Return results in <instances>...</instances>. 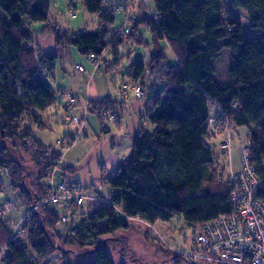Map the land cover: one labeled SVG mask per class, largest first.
Returning a JSON list of instances; mask_svg holds the SVG:
<instances>
[{"label":"trees","instance_id":"1","mask_svg":"<svg viewBox=\"0 0 264 264\" xmlns=\"http://www.w3.org/2000/svg\"><path fill=\"white\" fill-rule=\"evenodd\" d=\"M81 1L88 13L98 15L97 26L89 31L58 27L49 0H0V139L19 148L36 169L25 187L23 165L0 146V170H7L13 188L28 206L12 231L4 219L8 210L2 212L4 205L0 207V264H48L54 253L61 255L63 264H116L106 241L130 229L131 219L153 224L180 216L195 229L234 213L229 176H225L224 165L214 167L226 155L219 149V140L218 152L209 143L217 136L211 117L223 129L247 127L253 161H264V0H231L233 7L246 11L248 24L227 15L223 0H154V15L150 10L151 14L134 20L132 28L123 26L110 39L109 28L115 20L107 6L110 0ZM143 1L123 0L124 19L130 23L129 7L134 2L141 6ZM32 22L45 23L40 34L53 36V51L38 48L37 55L33 46L27 47ZM140 22L153 34L154 48L148 61L138 60L132 66V82L140 81L144 89V79L166 60L159 40L166 41L177 60L174 67L162 70L158 90L148 97L145 121L152 128L139 127L130 155L106 180L111 190L108 202L91 210L84 222L67 233L58 234L63 210L44 201L51 194L49 180L60 167L62 153L33 134L36 127L44 128L43 116L56 104L47 76L69 46L94 59L109 49L113 60L104 64L116 65L125 36L142 44ZM248 26L259 32L249 35ZM225 48L230 51V78L222 81L216 76V62ZM112 105L107 99L89 102L90 111L100 117ZM71 186L81 191L76 183ZM256 193L264 198V179ZM116 210L123 218H116Z\"/></svg>","mask_w":264,"mask_h":264},{"label":"rangeland","instance_id":"2","mask_svg":"<svg viewBox=\"0 0 264 264\" xmlns=\"http://www.w3.org/2000/svg\"><path fill=\"white\" fill-rule=\"evenodd\" d=\"M49 2L53 21L63 30L89 31L94 29L98 24V15L88 13L81 0H49ZM121 2L122 0H110L107 4L115 15L114 23L109 28L108 39L123 26L132 28L134 20H140L143 15L151 14L149 12L150 10L153 15L155 14L154 0H145L141 6L134 2L128 11V16L131 20L129 23L127 18L124 19L126 10H124ZM119 5H121L120 11H116L115 8ZM222 5L227 15L236 16L241 22L248 24L247 13L244 9L233 7L231 0H223ZM44 25V22H32L29 24L32 38L27 41V47L33 46L35 49H38L40 48L39 46H43L46 51H51V48L53 49L51 35L40 34ZM247 28L249 35L259 32V30L252 29L249 26ZM138 34L141 36L142 44H138L125 36L123 43L118 48V57L115 66L117 68V74L124 76V78L128 74H133L134 70L132 66L138 60L143 62L148 61L150 53L154 48L153 34L143 22H140L138 26ZM158 44L159 48L164 52L166 60L158 68L154 69L152 72L153 75L148 78L146 85L150 88L154 84L157 87L160 86L159 82L163 77L162 70L164 68L175 66V58L166 41L159 40ZM105 56L110 61L113 60V56L108 49L101 57L94 59V62L104 64V61H109L103 59ZM89 60L86 55L81 54L74 46H69L56 59L53 77L49 79L51 86L55 90L56 104L51 107L52 111L48 110L49 112L47 111L44 114V128L36 127L33 131L34 137L37 140L45 145H55L62 153L60 167L54 171L52 178L49 180L51 184L57 185L60 182L67 184L76 183L81 188L82 194L99 195L101 197L99 201L86 199L78 207L77 213L75 214L71 211H66L68 219L65 222H59L57 226L58 231H66L65 228L69 229L73 225L81 223L87 218L91 210H95L97 207L108 202L111 190L106 180L111 177V171L106 170L104 166L107 163L109 154L112 153V145L120 143L121 146H125L128 142L130 144L132 143L133 131H136L137 127L134 130L135 128L131 123L135 120L138 125L140 118L138 114L137 118L130 119V122L128 121L129 117H127V122L125 120L124 127L122 128L123 132H117V126L110 117L109 120L102 119L101 117L98 118L95 113L90 111V107L87 106L84 109V106L76 104L77 101L73 95L77 99H80L82 89L81 86H78V83L83 79V76L86 78L88 76L75 69V65L82 66L86 71H89L87 70L91 61ZM230 62V51L228 48H225L222 50L221 56L216 62V76L219 79L221 78L222 81L230 78L227 68ZM98 72L99 70L96 76L99 74ZM50 75L48 74L47 77L50 78ZM152 78L154 79L152 80ZM96 79L97 84L101 86L100 82L102 79L99 76L95 77ZM122 84L125 83H119L118 87L120 88ZM58 87L65 89L66 93L58 90ZM76 89H79V94L76 93ZM73 91L74 93L70 94ZM144 91L145 94L143 96L146 95L145 88ZM71 96L75 98V103L74 106L67 110L64 107L65 100L67 101L68 97ZM133 97L136 103L143 100L141 97L135 98L134 94ZM127 107L131 109L133 106L128 102ZM210 109L211 113H213L212 104L210 105ZM134 111L135 109H131L129 114H132ZM73 116L78 118L77 123L73 122ZM121 121L123 122L122 119ZM143 124L148 129L152 128V125L148 122H143ZM222 126L215 123L213 129L219 141H223L228 137V133L230 134L229 138L232 143L231 155L229 157L221 156L220 160L215 162L214 167L218 168L224 165L225 176L227 177L229 175V164L235 169L240 168V148L243 145H248V130L245 126L234 129L229 125L226 129H223ZM70 140L71 143H69ZM209 143L211 145L214 144L213 142ZM0 146H5L9 150L10 158L14 161H19L23 165V169L27 172V177L23 181V185L28 187L36 172L34 164L27 155L19 148H16L10 141L0 139ZM215 151L218 152L217 146L215 147ZM214 175L216 176L215 172ZM0 177V207L7 202L12 203L4 215V219L9 220L8 229L12 231L27 213L28 206L21 201L19 190L13 188L7 170H0ZM90 205L91 207H89ZM52 207L61 210L58 208V205L53 204ZM81 212H84V214L80 215ZM115 216L118 219L123 218L118 210H116ZM130 222L132 224L130 229L113 234L106 241L108 243V251L114 257L116 264L129 261L128 264H180V260L175 256V250H182L183 252L190 250L195 229L180 216H174L168 221L157 220L153 224L135 219H131ZM120 251L122 252L121 255L119 254ZM57 255L61 256L58 253H54L50 257V260L52 258L54 259ZM61 259L63 262L62 257Z\"/></svg>","mask_w":264,"mask_h":264},{"label":"built area","instance_id":"3","mask_svg":"<svg viewBox=\"0 0 264 264\" xmlns=\"http://www.w3.org/2000/svg\"><path fill=\"white\" fill-rule=\"evenodd\" d=\"M120 8L117 7L116 10ZM128 32V27L125 28ZM94 60L93 57H90ZM75 68L83 70L82 66ZM122 90L131 89L135 97L140 98L145 94L140 81L125 83ZM75 98L68 97L66 109L74 106ZM114 120L115 115L111 114ZM73 122L78 118L73 116ZM212 127L215 119L209 118ZM214 130V129H213ZM215 132V131H214ZM228 137L219 143V149L226 156L231 155L232 143ZM71 143V140L69 141ZM240 168L236 172H230L229 180L232 185L231 202L234 213L220 216L207 221L195 228L194 237L190 244V250L183 252L175 250L180 257V264L224 263V264H264V198L258 197L256 190L264 179V161L254 162L249 145L240 148ZM263 177V178H262ZM51 194L44 201L58 205L62 208L61 222L67 221L66 211L73 214L86 199L99 201V195L82 194L80 190L60 182L50 188ZM11 207L7 202L1 209L4 212ZM34 206H32V209Z\"/></svg>","mask_w":264,"mask_h":264},{"label":"crops","instance_id":"4","mask_svg":"<svg viewBox=\"0 0 264 264\" xmlns=\"http://www.w3.org/2000/svg\"><path fill=\"white\" fill-rule=\"evenodd\" d=\"M122 2H123V0H122ZM122 2H121V4H122ZM51 37L53 40L52 35H51ZM52 46H53V49L51 48V51L54 50V41H53ZM39 47H40L39 50L41 49L43 51H46L43 46L42 47L39 46ZM39 50H37V55L40 54ZM89 59L90 58H88V60ZM103 59L110 61V59H108L107 56H105ZM176 63H177V60L175 58V64ZM75 69H77V68H75ZM116 69L117 68L115 65H111L109 63L108 64L95 63L94 60H91L90 65L87 69L89 71H86L85 68H83V70L77 69L78 71L85 73V75H87L88 78L83 76V79H81V81L78 83V86L82 87L80 99L79 98L77 99V97L75 95H73V96L76 98V101H77L76 104L80 105V106H84V109H86L87 106L89 107L90 101H102L105 99L111 100L112 104H114V105H112L113 107H111L113 109H108L107 113H105L103 115L104 117L101 116V118L109 120L110 114L109 115H107V114L114 111L112 113H114L116 117L113 120V122L117 126V129H118L117 132L122 131V128L124 127L125 120L127 122V117H129L128 121H130V119H132V118L136 119L137 115L139 114L140 118H139L138 125H137V122L135 120L131 123L133 125V127L135 128L134 130H136V127L138 130L139 127L141 125H143V122H146L145 121V114H146V111L149 109L148 97H149V95H151V93L153 91L158 90V87L156 84L151 86V88L145 87L146 95L141 97L143 100L136 103V100L133 97V93H132L131 89L121 90L118 87L119 83H126V84L131 83L132 82V74H128L126 76V78H124V76L117 74L118 72L116 71ZM98 70H99V72H98L99 74L96 76V73ZM53 73H54V70H53ZM53 73H51L50 78H48V77L47 78L51 79L53 77ZM151 75H153V74H150L148 77H146V79H144L145 83L148 82V78L151 77ZM98 76L102 79V81L100 82L101 86H100V84H97V82H96L97 79L95 80V77H98ZM153 79L154 78H152V80ZM58 90H61V91H63V93H66L65 89L58 87ZM76 90H77L76 93H78L79 89H76ZM73 93H74V91L70 94H73ZM128 102L131 103V105L133 106V107H131V109H135V111L132 114H129V111H131V109L127 107ZM65 103H66V100H65ZM64 107H65V105H64ZM49 111H52V108L49 109ZM108 111H110V112H108ZM214 113H215V111L213 110L212 114L214 115ZM98 118H100V116H98ZM121 119L123 120V122L121 121ZM137 130L133 131L134 135L137 132ZM134 135H133V137H134ZM119 140H122V139H119ZM132 140H133V138H132ZM210 142H213L214 145L217 146L218 139L213 138V139H211ZM132 145H133V141L131 144L128 142V144L125 146H121L120 143H116V144L112 145V153L109 154V157L107 159V163L104 166L105 169L111 171V174H112V172L114 170H116L118 168V166L128 158V156L130 155L131 150H132ZM238 170L239 169H235L232 167L231 164H229V175L228 176H230V172H236ZM121 215L124 216L122 213H121ZM65 229H66V231H58L57 227H56V231L58 234L67 233L68 229L67 228H65ZM50 257L48 259L50 261V262H48V264H63L61 256L57 255V256H55L54 259L52 258L51 260H50Z\"/></svg>","mask_w":264,"mask_h":264},{"label":"bare ground","instance_id":"5","mask_svg":"<svg viewBox=\"0 0 264 264\" xmlns=\"http://www.w3.org/2000/svg\"><path fill=\"white\" fill-rule=\"evenodd\" d=\"M68 185L71 186L72 184H68ZM25 220L28 221L29 220L28 217H26Z\"/></svg>","mask_w":264,"mask_h":264},{"label":"water","instance_id":"6","mask_svg":"<svg viewBox=\"0 0 264 264\" xmlns=\"http://www.w3.org/2000/svg\"><path fill=\"white\" fill-rule=\"evenodd\" d=\"M58 250H60V247H58Z\"/></svg>","mask_w":264,"mask_h":264}]
</instances>
